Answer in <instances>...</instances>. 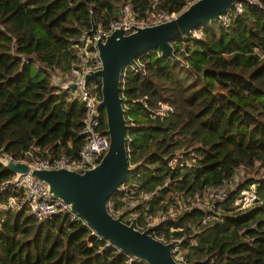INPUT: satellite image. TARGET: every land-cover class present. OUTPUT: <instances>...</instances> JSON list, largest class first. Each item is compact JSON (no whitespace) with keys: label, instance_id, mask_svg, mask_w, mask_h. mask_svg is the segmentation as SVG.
Masks as SVG:
<instances>
[{"label":"trees","instance_id":"trees-1","mask_svg":"<svg viewBox=\"0 0 264 264\" xmlns=\"http://www.w3.org/2000/svg\"><path fill=\"white\" fill-rule=\"evenodd\" d=\"M191 1L0 0V152L25 161L76 157L84 106L53 72L78 67L92 48V22L108 25L126 6L141 16L177 13ZM242 5L228 26L210 20L200 36L171 40L177 58L150 48L121 74L131 170L109 211L149 228L140 227L145 213L226 186L207 208H181L152 227L163 240L181 237L183 264H264V175L236 181L264 162V0ZM92 80L100 95V78ZM13 174L0 163V183ZM243 188L253 191L252 205L238 203ZM132 191L137 202L127 206ZM13 194L18 207L6 205ZM130 212L136 217L126 220ZM129 258L67 213L38 217L21 190L0 188V264H147Z\"/></svg>","mask_w":264,"mask_h":264},{"label":"water","instance_id":"water-1","mask_svg":"<svg viewBox=\"0 0 264 264\" xmlns=\"http://www.w3.org/2000/svg\"><path fill=\"white\" fill-rule=\"evenodd\" d=\"M237 1L248 0H193L170 19L151 25L135 26L130 32L116 27L105 39L96 42L102 67L88 71L89 80L100 78L98 104L104 110L109 147L101 159L83 171L67 168L32 167L31 174L46 183L48 191L68 203L88 225L119 250L147 264H183L174 258L172 242L155 237L152 227L139 229L133 221L113 215L108 198L123 184L131 170L126 137L127 122L120 93L121 74L125 65L137 64L136 57L150 48H158L161 55L177 58L171 40L189 33L210 20H217L222 12ZM96 24L92 22L91 32ZM75 86L69 83L66 87ZM0 163L15 175L25 173L30 164L0 156Z\"/></svg>","mask_w":264,"mask_h":264},{"label":"built area","instance_id":"built-area-1","mask_svg":"<svg viewBox=\"0 0 264 264\" xmlns=\"http://www.w3.org/2000/svg\"><path fill=\"white\" fill-rule=\"evenodd\" d=\"M250 1L254 2V0ZM242 10V2L237 1L233 6L228 7L224 12H222L217 21L223 26H228L230 23L231 14L234 12H242ZM175 15V12L159 9L151 12V14L148 16H141L139 13L134 12L130 7L126 6L123 7L122 16L119 19L111 21L108 25L97 24L95 32H90L85 38V43L90 44L92 48L86 49L82 61L78 63V67L64 75L61 74V77L58 80L56 79L53 81L56 85L64 88H68L66 85L69 83H74L75 86H69V88H71L72 91H76V96L81 100L84 106L82 126L79 129V133L85 136V141L80 147L77 156L73 157L68 154L61 153L57 156L27 161L30 164L28 171L20 175L13 174L2 180L0 183V188L3 190H21L24 194L25 204L36 216L44 218L51 217L52 215L58 213H67L72 220L83 222L97 239L104 240L105 246L114 245L109 240L105 239L101 234L96 232L90 225H88L75 211L70 208L67 202L52 195L48 191L46 183L43 180L34 177L30 170L32 167L55 169L67 168L81 172L86 168L94 166L101 159L102 155L109 147V136L108 133L103 129V117L105 118L104 110L98 104L100 95L97 92V83L91 79L88 81L86 86H84L85 74L88 71L97 70L102 67V61L98 55V49L96 46L97 40L99 38L105 39V37L118 26H121L124 32L127 33L133 30L135 26L155 24L170 19ZM188 34L200 36L202 31L201 28L194 27ZM181 36H184V34ZM0 156L13 159L8 153L5 152H0ZM225 189L226 186H224L221 191L213 190L210 199L208 200L210 202L209 205H212L215 201L221 199ZM136 197L137 195H134L133 191L131 195L128 194L126 196L127 206L134 205L137 202L135 200ZM18 201V195L13 194L7 198L6 205H16L18 207ZM239 202L241 206L244 203L246 206L252 205V203L255 202L253 191L245 190L244 195L238 199V203ZM170 206L174 208L177 207V205ZM156 218V215L145 213L143 218L145 223L144 225H140V227H153L159 223L158 221H153ZM168 241L172 242L171 250L174 258L183 262L184 257L183 247L181 245V237H173ZM133 259L137 258L130 255L129 262Z\"/></svg>","mask_w":264,"mask_h":264},{"label":"rangeland","instance_id":"rangeland-1","mask_svg":"<svg viewBox=\"0 0 264 264\" xmlns=\"http://www.w3.org/2000/svg\"><path fill=\"white\" fill-rule=\"evenodd\" d=\"M60 77H61V74L56 73V71H54L52 74V81H55L56 79L58 80ZM72 93H73V95H76V91H72ZM253 168L257 169L256 173H255L254 169H251L249 171L241 170V172L237 176L236 181H238V179H240L242 177L249 176V175H256V176L264 175V162H257L255 164V167H253ZM243 189L245 190L246 188H243ZM211 194H212V191H205L204 194L201 196H199V195L198 196L194 195L192 197L188 196L184 200L181 198H178L176 200V202H177L176 208H174L172 206H168V209L166 211L156 213L157 218L154 219L153 221L160 222L161 220H163L169 216H174L178 212L179 209L185 208V207H188L191 205H200V206L207 208L209 206L210 202L208 201L209 198L206 197V195L210 197ZM186 201H189V203H186ZM244 204L241 207L246 206ZM135 215L136 214H134V212H130L129 215H126L125 219L126 220H133L136 217Z\"/></svg>","mask_w":264,"mask_h":264}]
</instances>
